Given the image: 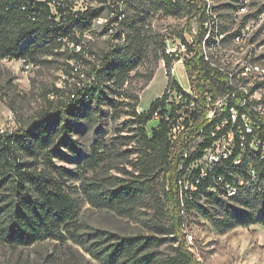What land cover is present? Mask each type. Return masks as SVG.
<instances>
[{"label": "trees", "instance_id": "trees-1", "mask_svg": "<svg viewBox=\"0 0 264 264\" xmlns=\"http://www.w3.org/2000/svg\"><path fill=\"white\" fill-rule=\"evenodd\" d=\"M153 1L157 4L148 7L150 0H126V15L121 22L125 40L101 53L100 67L93 66L88 73L91 82L73 89V98L48 100L47 106L24 127L0 132V242L28 246L47 238L63 240L67 236L104 264H200L181 239L183 213L203 216L218 232L255 223L264 226V99H249L252 87L246 96L224 73L204 60L200 47L202 30L193 34L192 45L187 44L182 33L179 35L189 52L184 66L191 92L183 89L171 73V63L179 55L166 54L163 39L151 35L145 26L152 8L168 13L192 10L187 17L189 26L201 12L198 0ZM229 1L237 8L239 0ZM127 5L131 8L129 13ZM90 18L89 15L86 21L68 20L60 26L42 2L0 0V58L39 61L42 54L61 47L59 38L74 40V28L83 29ZM148 51L156 60L163 59L167 81L161 96L154 98L145 111L136 110V95L125 111L127 121L135 124L131 136L136 158L134 171L125 178L83 175L80 188L92 205L120 215L132 216L139 206H152L156 232L120 235L100 228L82 231L77 220L79 199L65 188V172L52 162L50 152L57 151L59 146L76 150L72 134L80 112L90 110L92 104L98 107L104 100L112 106L103 86L116 92L132 72L138 73V62ZM68 56L77 59L80 54ZM173 90L182 94L181 102L169 100ZM60 91L57 89L56 95ZM207 97L210 106L206 104ZM219 97L220 105L214 106L210 119L206 118ZM232 107L237 112L235 119L231 116ZM226 131H232L234 137L229 158L195 183L188 172L191 163ZM42 150L47 166L44 170L37 168V159L24 157L37 156ZM84 160L93 168L105 157L103 152L93 149ZM249 168L255 170V178L235 195H225L224 183H236L239 177L247 180ZM186 178L196 184L191 198L186 191H179V181ZM166 240L175 241L176 245L173 253L162 257L153 247Z\"/></svg>", "mask_w": 264, "mask_h": 264}, {"label": "rangeland", "instance_id": "rangeland-1", "mask_svg": "<svg viewBox=\"0 0 264 264\" xmlns=\"http://www.w3.org/2000/svg\"><path fill=\"white\" fill-rule=\"evenodd\" d=\"M198 1L202 5L210 3L217 14L221 29L225 31L224 40L216 48L224 56L220 60L223 66L236 73L247 63L264 66V59L261 58L264 48L259 47V42L264 39V0H244L245 9L234 8L229 0ZM152 3L157 4L150 0L147 6L151 7ZM126 10L129 13L131 8L127 5ZM191 11L183 9L168 13L162 8H152L145 26L150 29L151 35L163 39L164 46L176 47L173 54L179 57L171 63V73L187 91H190V85L184 60L189 52L186 46L184 49L180 47L179 35L182 33L185 41L189 42L187 44L192 45L193 34L202 30L199 14L187 25V17ZM247 15H255L254 27L250 31L253 43L246 41L239 44L233 40L231 34ZM188 27L191 28L190 31ZM81 41L79 46L69 44L42 54L39 61H32L29 70H25L18 59L0 58V130L10 131L24 127L36 117L41 108L47 106L48 100L56 101L57 97L63 100L73 98V89L91 82L88 73L91 67H100L99 56L107 51L110 37L102 29V22L95 21L91 30L81 36ZM200 47L202 51L201 43ZM70 52H79L80 57L76 60L70 59ZM137 70L138 73L132 72L116 92L103 86L107 97L113 101L112 106L104 100L98 107L92 104L90 110L80 112L77 127L72 134L76 141L75 151L59 146L57 151L50 152L52 162L65 172L62 176L65 188L79 199L77 220L82 231L100 228L120 235L156 232L152 223V206L141 205L132 216H124L114 210L92 205L80 188L83 175L95 178H125L134 171L136 158L131 136L135 124L127 121L125 111L134 103L133 95L138 97L136 110L145 111L154 98L161 96L167 81L163 59L156 60L151 51L138 62ZM151 72L152 77L146 82ZM246 81L243 86L245 92H249L252 87L254 99H264V83L260 82L264 81V76L260 78L248 75ZM57 89L61 90L59 96L56 95ZM55 144L56 142L52 146ZM93 149L103 152L105 160L91 168L86 165L84 157ZM43 153L44 150L37 156L24 157L37 159V168L44 170L47 166ZM180 231L185 247L200 264H264V226L259 223L218 232L203 216L186 212L183 213ZM175 245V241L166 240L153 248L165 257L173 253ZM0 264L104 263L65 236L63 240L47 238L28 246H12L0 242Z\"/></svg>", "mask_w": 264, "mask_h": 264}, {"label": "built area", "instance_id": "built-area-1", "mask_svg": "<svg viewBox=\"0 0 264 264\" xmlns=\"http://www.w3.org/2000/svg\"><path fill=\"white\" fill-rule=\"evenodd\" d=\"M33 2H42L48 8L50 12V17L53 16V19L57 25L62 26L68 20H78L86 21V17L90 15V20L83 29L74 28V40H70L66 37L59 38L61 39V47H67L69 44L79 46L82 44L81 36L91 30V26L95 21L102 22V29L109 33L110 44L108 45L107 51L111 48H115L118 44H121L125 40V30L122 28L121 22L123 21L126 11V0H32ZM174 2V0H171ZM244 0H239L237 2V9H245L246 5L243 3ZM198 7L201 10L199 18L201 19L202 24V53L204 60L214 68H217L222 73H224L228 81L236 86L239 89L246 91L243 88L247 83V76L252 77L259 76L262 78L264 76V66L247 63L244 64L242 70L238 73L227 69L223 66L220 60L224 59L223 54L220 51H217V45L219 42L224 40L225 31L221 29L218 17L213 7L207 2L205 5L200 4L198 1ZM255 15H247L243 17L241 25L233 31L231 36L239 44H244L246 41L253 43V39L250 36V31L253 29V21ZM194 32V31H193ZM195 33V32H194ZM221 38V39H220ZM187 43L188 40H186ZM179 45L182 49L185 48V44L179 39ZM259 47L264 48V39L259 42ZM176 47L170 48L168 45L164 46V51L166 54L171 56L175 52ZM207 50V51H206ZM106 51V52H107ZM73 53V52H70ZM264 59V52L261 56ZM76 60V58H70ZM183 59V58H182ZM25 70H29L32 66V62L27 58L18 59ZM251 62V61H249ZM99 68V66L97 67ZM262 84L264 81H260ZM258 84V83H257ZM260 87V86H259ZM187 91V90H186ZM187 92H191L187 91ZM254 90L251 94L248 95V91L245 92L246 96H249V99H254L253 97ZM245 96V97H246ZM243 98V101L245 99ZM183 99L182 94L177 91H171L169 95V100L174 101L175 103L181 102ZM210 98L207 97V106H210ZM222 98H217L213 103V106L209 108L206 118L210 119L213 115L214 106L220 105ZM260 109V106L257 107ZM231 116L235 119L237 112L235 108H231ZM219 128V126H217ZM247 131H250L248 126L245 127ZM4 130L1 129L0 132ZM214 135V132H211ZM243 139V137H241ZM234 146V137L232 131H226L222 133L218 138H216L210 146L206 147L202 155L195 159L188 170L189 174L195 179L197 183L200 178L207 176L208 174L215 171L218 166L224 165L225 161L229 158L232 149ZM234 163H239V159H236ZM196 171V173H195ZM256 176V172L253 168L248 169V179L246 180L243 177H239L236 183L225 182L224 191L225 195L233 196L238 192V189L247 184L250 180H253ZM219 181H223L221 176L217 177ZM189 182V180H180V194L184 191L191 198V194L196 190V184ZM211 190H215L214 185H210Z\"/></svg>", "mask_w": 264, "mask_h": 264}]
</instances>
